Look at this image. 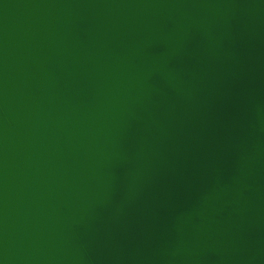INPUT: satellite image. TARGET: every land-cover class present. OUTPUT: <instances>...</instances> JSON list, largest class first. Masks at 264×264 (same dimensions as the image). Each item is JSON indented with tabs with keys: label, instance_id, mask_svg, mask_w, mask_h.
Wrapping results in <instances>:
<instances>
[{
	"label": "water",
	"instance_id": "water-1",
	"mask_svg": "<svg viewBox=\"0 0 264 264\" xmlns=\"http://www.w3.org/2000/svg\"><path fill=\"white\" fill-rule=\"evenodd\" d=\"M0 264H264V0H0Z\"/></svg>",
	"mask_w": 264,
	"mask_h": 264
}]
</instances>
